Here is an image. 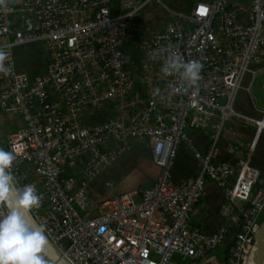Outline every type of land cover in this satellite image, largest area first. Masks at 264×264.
Listing matches in <instances>:
<instances>
[{"label":"built area","instance_id":"2783aa9c","mask_svg":"<svg viewBox=\"0 0 264 264\" xmlns=\"http://www.w3.org/2000/svg\"><path fill=\"white\" fill-rule=\"evenodd\" d=\"M152 3L168 21L141 36L135 66L123 44L130 22ZM33 43L49 61L30 78L17 70L14 48ZM0 48L9 53L0 109L22 123L5 136L4 150L16 157L18 185H33L41 198L32 217L69 264H178L175 257L196 264L218 248L227 252L225 264H246L264 212V170L247 157L234 166L212 155L230 121L264 131V117L233 110L249 66L264 61V0L195 1L189 12L159 0H4ZM172 54L199 61L196 86L161 71ZM99 112L108 116L84 123ZM187 129L210 132L206 153L193 147ZM143 141L160 170L154 184L89 201L72 171L91 182ZM180 144L199 172L176 182L171 169ZM205 181L226 199L223 224L212 233L190 224Z\"/></svg>","mask_w":264,"mask_h":264},{"label":"crops","instance_id":"0c3cea01","mask_svg":"<svg viewBox=\"0 0 264 264\" xmlns=\"http://www.w3.org/2000/svg\"><path fill=\"white\" fill-rule=\"evenodd\" d=\"M195 3V2H194ZM193 3V4H194ZM185 12V11H184ZM168 21L159 5L152 3L144 8L130 22L129 36H141L151 30L161 29ZM128 36V37H129ZM128 39V38H127ZM16 68L19 72L27 74L30 78L41 75L49 61V55L43 46L38 43L24 45L14 48ZM264 69L262 61L252 64L251 72H248L250 79L245 86V91L250 92V86L257 73ZM260 85L264 89V81ZM243 89V88H242ZM244 90V89H243ZM240 105L238 104L237 107ZM243 110V108H241ZM238 113V112H237ZM242 114V113H240ZM249 118H252L245 114ZM108 115L97 114L99 120ZM260 120L258 118H252ZM8 127L9 131L5 136L22 127V123L15 115L9 114L0 109V135L2 128ZM186 133L193 147L201 153H206L210 146V132L207 130L187 129ZM4 136V137H5ZM257 136L254 152L246 156V148ZM247 157L250 165L258 170H264V131L256 133L254 126L230 121L225 124L219 143L213 151L212 160L216 163L225 162L236 166L238 161ZM159 168L151 159L149 143L147 141L137 142L130 145L123 157L108 170L103 172L95 180L85 183L78 170L72 171L77 179L78 187H82L89 201L99 203L102 200L128 192L137 188L150 187L159 175ZM74 172V173H73ZM199 167L192 152L185 144H180L176 158L173 161L171 173L174 181L195 178L198 175ZM225 197L220 188L215 184L205 181L202 186V200L195 206L190 215V224L201 228L206 233H212L223 224L221 208L225 204ZM217 250H223L225 258L217 256ZM196 264H225L227 252L224 248H218ZM175 260L178 264H190L188 261Z\"/></svg>","mask_w":264,"mask_h":264},{"label":"clouds","instance_id":"9594fccd","mask_svg":"<svg viewBox=\"0 0 264 264\" xmlns=\"http://www.w3.org/2000/svg\"><path fill=\"white\" fill-rule=\"evenodd\" d=\"M3 2L0 0V4ZM8 55L0 48V73L5 75ZM201 68L199 61L185 63L181 56L172 54L165 58L161 71L166 75L178 74L192 87L198 84ZM15 158L12 152L0 148V209L6 208L0 212V264H50L45 255V229L34 226L30 220L32 210L41 206V198L33 185H18L11 170Z\"/></svg>","mask_w":264,"mask_h":264},{"label":"rangeland","instance_id":"374dc122","mask_svg":"<svg viewBox=\"0 0 264 264\" xmlns=\"http://www.w3.org/2000/svg\"><path fill=\"white\" fill-rule=\"evenodd\" d=\"M161 1L170 11L172 12H189L193 3L195 1H206V0H159ZM139 40L140 37L138 35L129 36L128 39L123 44V52L126 56H128L135 66H138L141 62V52L139 49ZM264 63V61H262ZM252 67V64L249 66ZM250 79V75L246 73L241 82V88L238 90L236 94L235 101L233 103V110L238 113H242L252 118H258L260 120L264 117V89H262L260 85L264 81V69L261 73H257L254 76L252 84L250 86V92L247 93L245 91V86H247V82ZM137 83V82H136ZM138 85V84H137ZM136 85V87H137ZM244 90H243V89ZM238 104L240 105L239 107ZM243 108V110L241 109ZM98 122L97 117H92L91 119H85L84 123L86 124H96ZM9 131L8 127L2 128V133H7ZM0 135V148L4 149V137ZM67 172H69L67 170ZM74 173V172H73ZM264 216V212L262 214ZM261 216V218H262ZM217 256L221 258H225V254L223 250H217L215 252Z\"/></svg>","mask_w":264,"mask_h":264},{"label":"water","instance_id":"95a60500","mask_svg":"<svg viewBox=\"0 0 264 264\" xmlns=\"http://www.w3.org/2000/svg\"><path fill=\"white\" fill-rule=\"evenodd\" d=\"M30 220L34 226H38V224L35 222L31 214H30ZM234 240H235V234L231 237V240L228 243L227 248L230 247V245ZM64 243L65 245H67L66 241H64ZM45 255L49 259L50 264H69L49 240H48V245L45 248ZM263 260H264V216L262 222L260 223L258 229L256 230L253 236V244L246 258V264H263Z\"/></svg>","mask_w":264,"mask_h":264},{"label":"trees","instance_id":"16d2710c","mask_svg":"<svg viewBox=\"0 0 264 264\" xmlns=\"http://www.w3.org/2000/svg\"><path fill=\"white\" fill-rule=\"evenodd\" d=\"M99 120V119H98ZM101 120V119H100ZM262 219H263V216H262V218L260 219V223L262 222Z\"/></svg>","mask_w":264,"mask_h":264},{"label":"bare ground","instance_id":"6f19581e","mask_svg":"<svg viewBox=\"0 0 264 264\" xmlns=\"http://www.w3.org/2000/svg\"><path fill=\"white\" fill-rule=\"evenodd\" d=\"M264 261V260H263Z\"/></svg>","mask_w":264,"mask_h":264}]
</instances>
